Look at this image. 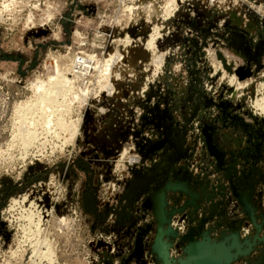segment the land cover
<instances>
[{
	"label": "rangeland",
	"instance_id": "obj_1",
	"mask_svg": "<svg viewBox=\"0 0 264 264\" xmlns=\"http://www.w3.org/2000/svg\"><path fill=\"white\" fill-rule=\"evenodd\" d=\"M262 92L264 0H0V264H264Z\"/></svg>",
	"mask_w": 264,
	"mask_h": 264
},
{
	"label": "bare ground",
	"instance_id": "obj_2",
	"mask_svg": "<svg viewBox=\"0 0 264 264\" xmlns=\"http://www.w3.org/2000/svg\"><path fill=\"white\" fill-rule=\"evenodd\" d=\"M68 76H70V74H67L65 72V70L62 69L56 61L55 62H53V61L47 62L46 63V77H45L46 83L45 84L43 83L42 85H40L39 90L41 91V93H40V95H38V98H37L35 104H37L39 107H41V109H45V110L50 109L54 104L55 97L62 96L63 93L66 92L67 89L69 88V85L72 83L71 79H67ZM73 81H74V79H73ZM231 82H233L237 85V93H239L240 92L239 90L241 89L242 86L240 84H237L235 79H231ZM261 88H262V85H260V89ZM115 93H117V92H115ZM256 105L260 108V110H262L264 112V93L263 92L258 95L257 100H256ZM64 124L65 123L62 122L60 119H58L56 122V125L59 127H64L66 125V124L65 125ZM65 127L67 129L66 131L68 133L69 138L73 139L76 135L77 126L73 124L71 126L66 125ZM20 128L21 129L19 132H21V134H23V136L25 137V143L26 144L30 143L32 140L33 134L28 130V128L24 127L23 125ZM164 251H165V249H164ZM185 264H187V263H185Z\"/></svg>",
	"mask_w": 264,
	"mask_h": 264
},
{
	"label": "water",
	"instance_id": "obj_3",
	"mask_svg": "<svg viewBox=\"0 0 264 264\" xmlns=\"http://www.w3.org/2000/svg\"><path fill=\"white\" fill-rule=\"evenodd\" d=\"M180 190H183L190 193L189 190L183 186H180ZM161 201H162V187H158L154 193L149 197L147 200V206H149L157 219L158 222V231L156 233V240L155 244L158 247V253L162 254L164 247L162 245L161 239H162V232H161ZM206 246L204 243H197L193 242L191 247L188 250V259L185 263L187 264H222L224 255L227 254V251L223 249V247H220V253L218 255H215L212 250L206 246V248L203 250L202 247ZM183 263V264H185Z\"/></svg>",
	"mask_w": 264,
	"mask_h": 264
}]
</instances>
